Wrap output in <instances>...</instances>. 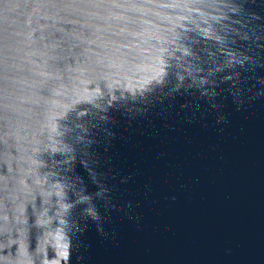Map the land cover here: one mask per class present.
Returning <instances> with one entry per match:
<instances>
[{
	"label": "water",
	"instance_id": "1",
	"mask_svg": "<svg viewBox=\"0 0 264 264\" xmlns=\"http://www.w3.org/2000/svg\"><path fill=\"white\" fill-rule=\"evenodd\" d=\"M0 264H264V0H0Z\"/></svg>",
	"mask_w": 264,
	"mask_h": 264
}]
</instances>
